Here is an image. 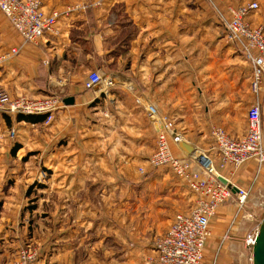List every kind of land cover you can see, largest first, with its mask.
Listing matches in <instances>:
<instances>
[{"label":"crops","instance_id":"crops-1","mask_svg":"<svg viewBox=\"0 0 264 264\" xmlns=\"http://www.w3.org/2000/svg\"><path fill=\"white\" fill-rule=\"evenodd\" d=\"M198 2L41 0L45 14L60 17L35 43H25L0 12V89L74 100L62 102L47 124L0 114V264H12L24 244L14 225L22 219L23 153L49 174L37 183L36 168L31 179L36 264H153L156 241L196 197L169 168L148 166L157 124L145 107L154 106L182 134L171 144L176 157L190 156L182 147L189 145L218 168L211 130L240 139L254 101L250 63L220 37L213 10ZM243 2L260 7L247 21L264 30V0ZM224 4L218 1L223 13ZM91 72L113 83L107 94L104 84L84 88ZM219 174L247 197L241 208L234 194L209 220L203 263L252 264L246 240L262 224L264 164L249 161Z\"/></svg>","mask_w":264,"mask_h":264},{"label":"built area","instance_id":"built-area-1","mask_svg":"<svg viewBox=\"0 0 264 264\" xmlns=\"http://www.w3.org/2000/svg\"><path fill=\"white\" fill-rule=\"evenodd\" d=\"M217 12L220 25L224 30V38L250 63V90L254 101L247 111V128L238 140L230 138L222 128H213L211 137L214 150L219 160L215 167L213 158L205 152L200 153L201 159L193 154L188 157H176L171 144L178 145L183 141L182 134L174 128L173 122L161 116L156 108L147 105L145 111L151 122L157 124L155 150L147 159L152 169L167 167L195 195V205L187 213L174 216L168 232L155 243L156 258L153 264H204L203 252L210 237L209 220L216 214L219 207L225 204L234 194L223 185L218 178L222 177L218 170L230 168L237 170L249 161L259 166L264 164V30L252 27L247 21L248 16L258 9L256 3H243L228 7V17L216 8L217 0H206ZM216 8V9H215ZM0 12L25 43H35L45 34L53 32L60 17L58 13L45 14L41 0H0ZM17 53L16 49L10 55ZM97 84H104L102 92L107 94L113 83L99 72L90 73L84 88L91 90ZM62 103L61 98L47 96L28 98L13 97L0 89V114L45 116L44 124L51 121L54 113ZM15 131L9 130L8 136L15 138ZM199 159V160H198ZM144 174V169L139 168ZM228 181V180H227ZM239 206L245 203L247 192L238 190L235 194ZM254 237H248L247 245L252 246ZM37 254L30 247L21 248L12 264H36Z\"/></svg>","mask_w":264,"mask_h":264},{"label":"rangeland","instance_id":"rangeland-1","mask_svg":"<svg viewBox=\"0 0 264 264\" xmlns=\"http://www.w3.org/2000/svg\"><path fill=\"white\" fill-rule=\"evenodd\" d=\"M218 1H220V0H217L215 2L216 3V8L222 14V16H224V17H228V7H231V6L234 7V6H238L240 4H243V3H248V2H243V0H222L223 3H225L224 6H226V11L223 13L220 10V7L218 5ZM198 5H199V7L200 6H206V7L210 8L211 10H213V12L216 15V18H215V21L217 22L216 24L219 26V27H217L218 30L216 29V31L218 32V34L220 35V37H222V39L225 40V38H224V30L222 29V27L220 25V21H221L219 19L220 17H218L217 12L211 7L212 5L209 4V2H207L206 0H199ZM259 9H260V7H259ZM225 42H226V40H225ZM227 44L235 49V47L232 44H229V43H227ZM91 73H93V72H91ZM200 153H202V151L195 150L194 153H193V155L195 157H197V155L200 154ZM25 154L26 153H23L22 156L20 157V162L21 163L19 161L16 162V164H19L20 163L19 165L23 169V171H22V169L20 171L21 174H22V180L19 183V184H21V187H17L18 189L19 188L21 189V191L19 193V200H20V206L22 208V210H21V218L22 219H20L21 222H18L17 224H14V225H15L16 228L18 226L19 227L18 230L22 232L21 235H22V238L24 239V240L22 239L24 244L21 245V248L30 247L32 249H35L34 248L35 247V245H34L35 243L33 241H31V238H29L30 231H31V226L33 225L31 223V221L29 220V210L31 208V205H30V196H31V194L33 192L32 185H34L35 182L39 183V182L45 181V179L47 178V176L49 174L45 171V168H46L45 166L42 169V164L38 165L37 162L35 161V159L33 157H29L30 154L29 155L28 154L25 155ZM39 158L40 157L38 156V159L37 160H39ZM12 164H14L13 161H12ZM36 168L39 169L38 170V173L39 174L37 175V177L35 179V182H33V184H31V182H32L31 179L32 178H35L34 174H32V173H34V171H35ZM42 170H44V171H42ZM24 172H27V173L24 175L23 174ZM218 172H219V170H218ZM5 179H6V183L8 182L10 184H13V176L12 177H11V175L5 176ZM30 185H31V187H30ZM260 212H263L264 213V209H263V211H260ZM9 214H11V213H9ZM25 215H26V218L23 219V217ZM215 216L216 215H214L212 218H214ZM212 218H211V221H212ZM251 219H253V216H250L249 217V220H251ZM259 220H260V222L261 221L262 222L264 221V214L259 217ZM20 249H19V251H20Z\"/></svg>","mask_w":264,"mask_h":264},{"label":"water","instance_id":"water-1","mask_svg":"<svg viewBox=\"0 0 264 264\" xmlns=\"http://www.w3.org/2000/svg\"><path fill=\"white\" fill-rule=\"evenodd\" d=\"M101 84H97L93 87L94 91H99L101 89ZM64 105H72L74 100L73 98H65L62 100ZM186 151L187 155H192L195 149L189 145L182 146ZM218 180L223 184L226 185L227 188L233 193L236 194L238 189L229 183L225 178L219 177ZM252 264H264V221L260 225L255 234L254 241L252 244Z\"/></svg>","mask_w":264,"mask_h":264},{"label":"trees","instance_id":"trees-1","mask_svg":"<svg viewBox=\"0 0 264 264\" xmlns=\"http://www.w3.org/2000/svg\"><path fill=\"white\" fill-rule=\"evenodd\" d=\"M17 121H24L30 124L43 123L45 116H32V115H16Z\"/></svg>","mask_w":264,"mask_h":264},{"label":"bare ground","instance_id":"bare-ground-1","mask_svg":"<svg viewBox=\"0 0 264 264\" xmlns=\"http://www.w3.org/2000/svg\"><path fill=\"white\" fill-rule=\"evenodd\" d=\"M197 157H198L199 159H201V161H202L203 163H206V161H205L204 159H202V157L200 156V154H198Z\"/></svg>","mask_w":264,"mask_h":264}]
</instances>
